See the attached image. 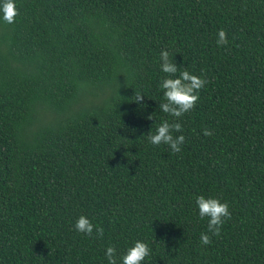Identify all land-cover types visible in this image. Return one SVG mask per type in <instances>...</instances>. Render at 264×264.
<instances>
[{"label":"trees","instance_id":"1","mask_svg":"<svg viewBox=\"0 0 264 264\" xmlns=\"http://www.w3.org/2000/svg\"><path fill=\"white\" fill-rule=\"evenodd\" d=\"M14 2L13 23L0 14V264H108L109 246L122 264L136 241L142 264H264V0ZM163 50L208 81L178 120L159 108ZM165 120L182 125L180 153L148 142ZM201 195L229 205L218 237ZM81 215L103 238L75 230Z\"/></svg>","mask_w":264,"mask_h":264},{"label":"clouds","instance_id":"2","mask_svg":"<svg viewBox=\"0 0 264 264\" xmlns=\"http://www.w3.org/2000/svg\"><path fill=\"white\" fill-rule=\"evenodd\" d=\"M0 14H2L5 22L13 23L15 16L18 15L14 0H0ZM216 43L218 47L228 44L227 34L224 30H219ZM160 70L166 74L160 82L165 101L159 104L160 111L178 120L185 113L195 108L199 101V91L204 88L208 81L205 78L191 74L185 69L178 70L173 58L170 57V53L166 50L160 53ZM177 72H179V77H176ZM133 98L134 103L140 104L144 96L135 92ZM148 119H153V116H149ZM174 132L182 133V125L177 122L169 123L165 120L157 127L154 134L151 132L147 134V139L152 145H168L174 154L180 153L181 146L185 143V136H174ZM212 134V131L208 128L203 131V135L206 137ZM195 202L199 210V217L201 219L208 218V232L212 236H220L224 223L226 220L231 219L229 205L226 202L222 203L217 198H205L203 195L196 197ZM75 230L89 237L92 236L94 230L97 238H103L104 235V229L95 227L84 215L77 219ZM200 242L205 246L211 244V236L201 233ZM150 253L151 249L146 243L136 241L123 255L122 264H142ZM106 258L108 264H117L116 249L114 247L109 246L106 249Z\"/></svg>","mask_w":264,"mask_h":264}]
</instances>
